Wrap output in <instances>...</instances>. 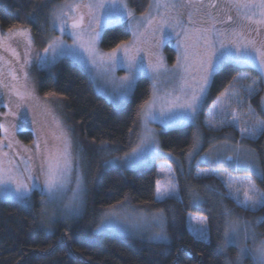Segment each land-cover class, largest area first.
<instances>
[{
    "label": "snow or ice",
    "instance_id": "6c2138e0",
    "mask_svg": "<svg viewBox=\"0 0 264 264\" xmlns=\"http://www.w3.org/2000/svg\"><path fill=\"white\" fill-rule=\"evenodd\" d=\"M178 8L186 10L187 23L183 19L185 13L176 11ZM148 9L147 14L136 20L133 12L128 9L127 0H64L49 12L52 29H58L61 35L51 39L43 49V55L37 53L36 57L41 66H49L57 57L71 55L86 67L102 70L106 76L113 74L117 68L127 69V75L120 77L118 81L113 80L122 101L129 98L138 76L151 73L152 98L141 105L137 113L141 125L139 143L130 153L120 158L124 162L121 166L136 167L157 159L170 158V154L162 157L155 141L156 134L148 126L150 121L159 120L164 127L195 121L209 97L216 73L224 64H238L258 70L261 74L259 81L254 80L243 88L249 97L254 95V85L264 82V39L252 38L251 35L254 32L259 37L264 31V0H152ZM153 11L159 15L158 21ZM225 11L229 14L223 19L222 13ZM232 12H235L234 16ZM125 18L129 22L136 21L132 25L133 39L121 41L108 52L99 51L97 45L103 27ZM29 20L35 22L34 17L30 16ZM166 28L171 30L169 37L174 34L177 40V59L171 69L164 65L162 57L151 52L152 46L159 44L153 38L155 32L158 30L164 33ZM64 35L72 38L71 45L63 42L61 36ZM33 43L30 29H8L6 33H0V107L8 109L0 114L3 116L0 132L8 140L6 147L15 152L19 156V163L24 165L23 170H19L16 156L8 159L5 165V158L10 154L2 151L5 145L4 139H0V196L31 207L30 195L33 190H38L41 193L43 214L50 203L62 201L71 191L72 195L65 204V212L73 215L78 212L82 203L85 190L83 169L87 162L81 159V150L74 144L62 121L53 116L50 134L43 137L37 135L33 142L34 152L32 148H23V153L27 155H22L10 138L9 129H16L17 125L8 118L22 115L19 112L21 104L12 97L25 101L31 96L26 69L31 64ZM143 45H149V51H145ZM21 47L24 49L22 57L19 52ZM4 53H8L12 59H7ZM15 65H19V68ZM18 73H23V76ZM245 79H249L245 73L234 76L212 102L210 109L213 119L220 117L219 127L238 129L240 141L231 149V155L225 154L223 146H210L205 155L210 167L196 175L198 178L219 175L227 189L226 193L220 194L221 199H230L236 207L255 212L264 208V190L256 186L252 177L235 178L226 171L218 173V168L227 164L236 170L252 172L264 180V172L256 166L255 153L242 147L243 141L256 140L259 135L264 134V120L256 118L251 105L246 113L253 120L251 124L245 119L241 126L240 113L237 110L229 112L233 103L237 106L242 103L239 99V81ZM161 85L165 86L163 91L160 89ZM261 103L264 106V99ZM205 124L213 130L218 128L211 120H206ZM133 131L134 129H129L130 133ZM199 140V133L195 132L194 150L198 149ZM227 143L226 134L224 145ZM192 155V152L188 153L189 158ZM112 163L105 161V167ZM158 175L164 178L156 180V200L179 199V188L173 170L168 165H160ZM73 183L75 186L70 187ZM200 202L199 197L194 195L192 203L198 205ZM222 214L225 217V229L223 243L218 245L217 251L222 252L228 246L239 249L235 260L225 259L224 264H242V259L249 255L253 264H264V240L256 244L255 233L244 222V238L241 241V218L232 219L234 210L227 207ZM188 220L194 239L201 242L210 239L208 217L194 218L189 215ZM261 220L264 221V218ZM193 221L196 227L191 226ZM152 223L159 228L153 238L167 240L163 211L153 214ZM250 236L254 242L251 248L247 246Z\"/></svg>",
    "mask_w": 264,
    "mask_h": 264
},
{
    "label": "trees",
    "instance_id": "16d2710c",
    "mask_svg": "<svg viewBox=\"0 0 264 264\" xmlns=\"http://www.w3.org/2000/svg\"><path fill=\"white\" fill-rule=\"evenodd\" d=\"M63 0H0V29L28 28L35 40V46H44L43 34L51 8ZM128 6L138 15L143 14L149 0H127ZM34 17L32 23L29 17ZM130 35L124 26L106 29L100 41L104 51H110L121 41H129ZM168 63L175 61L172 46L165 47ZM247 74L252 82L259 81L260 74L255 69L225 64L215 75L209 97L200 113L198 124L163 130L159 134L162 151L184 160L193 148V134L199 127L207 138L218 137L228 142H238L236 132L228 128L213 131L206 128L203 119L212 102L228 86L234 76ZM254 95L248 96L258 119L264 120L262 95L264 84L254 85ZM37 91L42 97L59 98L63 101L68 121L75 125L79 136L94 145L106 144L114 154L125 153L131 147L138 126L140 106L150 97L149 82L140 78L130 101L122 108L115 109L99 96L93 84L78 65L68 59L60 60L49 71L39 73ZM247 98V97H246ZM134 121L136 122L134 124ZM134 129L129 132V129ZM18 138L30 144V132L23 131ZM252 147L260 162L264 157V135L256 140L242 142ZM196 164L185 169L188 185H182L177 167L176 172L179 199L156 201L155 167L145 169L110 168L102 173L95 183L87 212L68 223L58 222L51 233L43 230L39 220L37 193L32 195L31 207L17 202L0 200V264H224L225 259L234 261L237 251L233 246L217 251L223 243L225 229V207L234 210L237 217L250 224L256 223L259 235L264 237V208L255 212L236 207L230 199H221L225 193L222 183L216 177H197ZM194 195L200 203L193 204ZM119 206L137 210L163 211L168 243H149L141 240L98 233V218L106 211ZM209 218L210 239L198 241L189 232L188 216ZM45 229V227H44ZM242 264H253L246 258Z\"/></svg>",
    "mask_w": 264,
    "mask_h": 264
},
{
    "label": "rangeland",
    "instance_id": "374dc122",
    "mask_svg": "<svg viewBox=\"0 0 264 264\" xmlns=\"http://www.w3.org/2000/svg\"><path fill=\"white\" fill-rule=\"evenodd\" d=\"M63 2H64V0L60 3L55 4L52 8H54L58 4H62ZM151 2H152V0H149V4ZM221 2H222V0H221ZM127 4H128V2H127ZM149 4H148V6H149ZM128 9L130 11H132L129 8V6H128ZM148 10L149 9L147 7L146 11L140 15H138L135 11H132V12H133L136 20H139L143 15L148 13ZM176 11L185 13L183 19H184L185 23H187L186 10L182 9V8H178ZM232 13L235 14V12H232ZM153 15H156V13L154 11H153ZM173 15H175V12H173ZM159 18H160L159 15H156L157 21L159 20ZM135 22H136L135 20L132 22H129V20L127 18H125L124 20L108 24L105 27H103V29L101 31V36L106 29H109L112 27H117V26H124L130 35V39H129V41H130L133 39L132 25ZM153 27H155V25H153ZM25 29H28V28H25ZM45 29L46 30H44L43 34L41 33V35H40V39L42 41L44 40V46L42 47V49H41L40 45L35 46L36 42L33 38L34 43H33V47L31 50V64L26 69V71L28 72V79H29L28 89L31 92V96L29 98H27L25 101H19L18 98L15 96L12 97L13 100H17V102L21 104V108L19 109V112L22 115H20L16 118H13V117L8 118L10 121H12L13 123H15L17 125L16 129H11V128L9 129L10 138L13 140L15 148H17L22 155H27V153H23L24 147L32 148L33 152H34L35 149H34L33 142L36 140L37 135H41L43 137L45 135L50 134L52 127H53V116H55V117L59 118V120L62 121L63 125L69 130L74 144L76 146H78L79 149L81 150V159L83 161L87 162V166L83 169V184H84L85 190H84V193L82 196V203H81L79 210L76 214L67 215L65 212V204L68 202V198L71 197V195H72L71 191H69L67 193V195L64 197V199L62 201H55V202L50 203L47 206V211L44 212L43 214L41 213V203H40L41 193L38 190L32 191L30 198H29V201L31 202V198H32L33 194H36V193L38 194L37 200H38V205L40 206V209L38 211V215H39V220L43 226V230L45 232L51 233L53 230V226L58 222L68 223L70 221H73L75 219L82 217L88 210L89 201L92 198V191H93L95 183L98 181V179L100 178L102 173L105 172L106 170L110 169V168H122V169L138 170V169L155 167V175H156V180H157L158 178H160V179L164 178L162 175H158L159 166L160 165H168L173 170V172L175 174L176 182L178 184L176 172L174 170V167H177L179 170L181 179L183 181L182 185L184 183V186H187L188 185V183H187L188 182V176H187V173L185 172V169L186 170L189 169L194 164H196V167L200 168L198 172H202L204 170L209 169L210 165L205 160V155H206V153H208L210 146H212V145H216L218 147L223 146L226 155L232 154L231 149L235 147L237 142L234 144L228 142L227 145H224V141L219 140L218 137L207 138L206 143H208V145L205 147L206 149H203L204 148V144H203L204 135H203V133L199 127H197L195 129V132H198L199 136H200L199 147H198V149H195V150L192 148V150L190 151L193 153L191 158H189L188 154H187L186 157L184 158V160L181 161L180 159H178L174 155L161 150L160 143H159L160 132L163 130L181 128V127H184L186 125H192V126L196 127V125L198 124V121H199L200 113L204 107V105H203L200 113L197 115L195 121H193V122L177 123L174 125H170L168 127H164L163 125L160 124L159 120L150 121L148 126L156 134L155 135V141L159 147V151H160L162 157H168L170 154V158L157 159L154 162H149L147 164H143V165L136 166V167L121 166L124 162L120 158L124 157L126 153H130L132 151V149L135 148L137 146V144L139 143L138 134H139L140 129H141L140 117H138V126H137L136 132L134 134V137L132 139L131 147L129 148V150L126 151L125 153L114 154L108 145H106V144L94 145L88 141L83 140L79 136V134L77 132V128L75 127V125L71 124L68 121L66 111H65V107H64V103L61 99L52 98V97H42L39 95V93L37 91V83H38L39 73L42 71H49L51 68H53L62 59H68V60L72 61L74 64L78 65L85 73H87V75L89 76V78L93 84L94 91L99 96H101L103 99H105L106 102H108L115 109H122L130 101L131 96H132L133 91H134V88H135V85L140 78H145L148 80L149 88H150V97H149L148 101L151 100L152 95H153V80H152L151 73H145V74L138 76L135 80V84H134V87L132 89V92H131L129 98L126 101H122L118 95L117 90L115 89V85L113 83V80L118 81L120 77L127 75L128 74L127 69L117 68L113 74L106 76L103 74L102 70L93 69L90 66L86 67V66L82 65L81 63H79L78 61H76L75 58L71 55L59 56V57H57V59L55 60V62L53 64H51L49 66H41L37 62V58H36L37 53H39L40 55H43V49L47 46L48 42L51 39H54L55 37L61 35L60 32L58 31V29L55 31L52 29L51 20H50L49 16H48L47 25L45 26ZM7 31L8 30H1L0 29V33H6ZM170 32H171V30L167 29V28L165 29L164 33H161L157 30L155 32V35L153 38L155 41H158L159 44H158V46L153 45L151 48V52H154L156 55H159L160 57H162L164 65L169 69L172 68V66L176 63V59H177V40H176V37L174 34H172L169 37L168 33H170ZM31 35H32V33H31ZM251 35H252V38L264 39V31L261 32V35L259 37H256L254 32ZM101 36H100V41H101ZM32 37H33V35H32ZM61 39L63 40V42L66 45H71L73 42L72 38L68 35L61 36ZM169 45L172 46V49L175 51V61L171 65L168 63L166 53H165V47L169 46ZM97 47H98L99 51H101V52H108V51H104L101 49L100 42L98 43ZM216 47L218 48L219 44H217ZM143 48L145 51H149V45H143ZM19 52H20L21 57H22L23 52H24L23 47H21L19 49ZM4 55L7 59H12V57L8 53H4ZM152 58L154 59V57H152ZM145 63H147V60L145 61ZM229 64H231V63H229ZM233 65H236L239 67H244V66H241L238 64H233ZM15 66L17 68H19V65H15ZM250 68L255 69L253 67H250ZM255 70L258 72L257 69H255ZM18 74L23 76V73H18ZM250 83H252V81L249 79L239 81V84L241 86V91L239 93V99L242 101V103L239 106H237L235 103H233L232 107L229 109V112H231L232 110H237L240 113L241 126H242L243 120H245V119L249 120L250 124L253 122L252 118L246 115V113L248 112V108H249L248 101H247L248 93L243 90V88L246 87ZM22 84H23V80H21V85ZM263 84H264V82H263ZM164 87H165L164 85L160 86L161 91H163ZM169 87H170V85H169ZM262 99H264V89H263ZM5 102H7V100H5ZM211 106H212V104L210 105V108L207 111L206 117H204V119L202 120L204 126L208 129H210L205 124V121L211 120L212 123H214L218 126V128L216 130H219L221 128H228V126L219 127V125L221 123L220 117H216L215 119L212 118V116L210 114ZM262 109H263V113H264V106H262ZM6 111H8V109H5L4 107H0V114L4 113ZM255 116H256V114H255ZM256 118H258V117L256 116ZM33 121H35V123H33ZM0 122H3V116L2 115H0ZM210 130H213V129H210ZM216 130H213V131H216ZM23 131L30 132V134L32 136V141L30 144H26L18 138V135ZM234 131L238 135L237 141H240L241 137H240V133H239L238 129H236ZM4 135L5 134L3 132H0V139H4ZM261 135H259L258 138ZM245 141L252 142L254 140H245ZM7 143H8V140L4 139V145L5 146L2 148V151L8 152L10 154L9 157L5 158V165H7L8 159L12 158L13 156H16L15 152H11V150H9L6 147ZM242 147L244 149L253 150V152L255 153L254 159L256 162V166L261 172H264V157H263L262 162H260L257 153L255 152V150L252 147H250L248 145H244V144H242ZM16 159H17V164L19 165V170L22 171L24 165H23V163H19V156H16ZM105 161H112L113 163L110 166L105 167ZM13 167H16V165H13ZM225 171L230 173L235 178H239V177H243V176H251L252 180L256 184V186L258 188H260L261 190H264V180H261L256 175H254L252 172L244 171V170H236V169H233L231 167H228L227 164L224 167L218 168V173H223ZM216 178L221 182L219 175ZM74 186H75L74 183L72 185H70V187H74ZM222 186H223V184H222ZM155 187H156V182H155ZM223 190H225V193L227 192V189L224 186H223ZM241 198H242V194H241ZM154 199L156 200L155 193H154ZM0 200L1 201H9V202H17V203L23 205V203L20 201L5 200L2 196H0ZM156 201H158V200H156ZM156 213H160V212L148 211V210H137V209H132V208L127 207V206H119V207L113 208V209L106 211L103 214H101V216L98 218L96 231L98 233H102V234L129 237V238H133V239H137V240H141V241L149 242V243H168L169 238H167V240H161V239L153 238L154 233L159 231V228L153 226V223H152V216H153V214H156ZM192 217L202 218L200 216H192ZM244 222H247V221L241 220V233H240L241 241H243V238H244V231H243ZM247 224L250 228V231L252 233H255V243L256 244H258L261 240H264V237L259 235V232L257 230L258 222L253 223V224H250L249 222H247ZM187 226H188V230H189V220L188 219H187ZM191 226L196 227L194 221H193ZM44 227H45V229H44ZM165 231L167 234L166 220H165ZM189 232H190V230H189ZM167 237H168V235H167ZM205 241H207V240H205ZM247 246L249 248L254 246V242H253V239L251 236L249 237V239L247 241ZM233 247L236 249L237 252L239 251L238 247H236V246H233ZM247 258L250 259L251 262L253 263L250 255ZM245 259L246 258L242 259V262Z\"/></svg>",
    "mask_w": 264,
    "mask_h": 264
},
{
    "label": "flooded vegetation",
    "instance_id": "af4514ba",
    "mask_svg": "<svg viewBox=\"0 0 264 264\" xmlns=\"http://www.w3.org/2000/svg\"><path fill=\"white\" fill-rule=\"evenodd\" d=\"M133 11V10H132ZM135 13V12H134ZM229 13H227L226 11L225 12H223L222 13V18L223 19H226V17H227V15H228ZM233 16L235 15V14H233V13H231ZM243 68H250L249 66H244Z\"/></svg>",
    "mask_w": 264,
    "mask_h": 264
}]
</instances>
